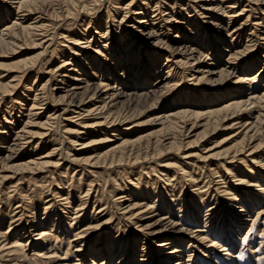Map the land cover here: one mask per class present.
Here are the masks:
<instances>
[{
    "label": "rangeland",
    "instance_id": "374dc122",
    "mask_svg": "<svg viewBox=\"0 0 264 264\" xmlns=\"http://www.w3.org/2000/svg\"><path fill=\"white\" fill-rule=\"evenodd\" d=\"M97 1L98 0L82 1L81 5L83 6L86 4L83 7L84 10L87 9L88 11L87 12L88 14H86L84 13L85 11L83 9L81 10L82 7H80L79 10H77L76 12L79 13L80 15L83 14L82 17L79 15L77 16L76 12L75 14L65 16V13H63V9H62L63 7L59 5L57 1L56 2L55 0L51 1L50 2L51 7L50 4L49 6H46L44 12L42 11V14L40 16L41 20L39 23L43 21L42 22L43 27L41 28L42 31L38 29L30 30L31 32H28L29 34L26 36L25 35L22 36V34L18 32L15 35V37L12 38V39L15 38L14 39L15 42L9 43L8 41L9 38H4L5 40L0 44V84L1 83L5 84V82L7 83L15 82V86L12 90L3 93L0 90V126H1L0 131L4 132L3 134L0 133V167L2 166L3 163L6 162L8 167L7 168L5 166L6 169L5 167H3V169L0 168V207H1L0 234H3L4 236V237L0 236V241H1L0 245L8 243L3 248H7V249L11 248L12 251V252L4 251L5 253L0 252V264H13V263L14 264H64L65 262L67 264H94V263L99 264L98 261L86 262L84 258L82 259L81 257H76L78 250H76L77 248H75V243L81 244L80 240L87 241V243L89 242L90 244L92 242L93 246H95V244L98 243L97 240L99 239H103L101 243H106V240H108L109 242L116 240L117 243L120 244L121 246L124 244L123 250H125L126 246L129 245L128 243L134 239L135 243H133V246H131L132 248L128 247L129 249L127 252L128 256H131V253L134 251V249L140 250V248L142 247L141 238L146 239L148 238V236L145 235L144 232L140 231L141 230L140 227L138 228L139 225L142 226L144 224V222H141L142 221L141 219H139L138 217H134V218L129 217L130 215L128 214L125 215V217H122V212H126V209L118 211L117 202L118 200L120 201L122 199L121 197H124L125 200L128 199L127 200L128 203L131 204L135 203L136 205L141 206V208H139L141 211L144 210L146 207L148 208V211L151 212V214H154L156 216L167 217L171 221L174 220L175 222L177 221L179 223L188 224V222H193V216H192L193 212L192 210L190 211V209L192 208L191 204L192 205L199 204L197 206L200 209L201 216L202 215L208 216L210 213H212L211 211L214 208H217L221 203H223L224 205L225 203L223 201L227 200V197L230 196L231 193L237 192L246 187V185L243 182L237 181V179L239 178H243L246 180L249 179L257 180L256 184L254 182L255 185L251 183L254 185L252 186L253 188L246 187L247 191L249 189L257 190L258 185H260L261 188L264 187V176L261 175L262 177L261 176L259 177L258 175L261 169L260 166L261 164L257 161V158L260 156L259 155L260 151L255 153V155L253 156L256 159L255 160L256 163L254 162V164L251 165V163L248 162L249 163L248 168L250 169V172L248 171L249 169L244 170V168L241 166H235L238 164L237 162L231 163L232 165H230V163H222L224 157L223 153H225L226 151L224 149L230 148L231 144H233L236 141L231 138L235 130L234 129L230 130L227 128L224 129L223 126L219 127L214 132H210L208 135H206L204 141H201L199 139L198 141L191 143V145L186 146V141L194 140V137L198 136V134H201V131L203 130L201 127H197L193 129L189 133L188 137L184 139L185 145L183 146V149L180 152H175V150H171L168 153H164L158 156L153 154L152 152L153 150H151L152 149L151 147L147 146L146 148L145 142H142L144 144L141 143L143 146L139 144V151H143L144 148H146L147 151H145L141 155V159L139 158L140 159L139 161L137 160L134 163L129 162L126 159L120 160L121 163H119L118 154H117L113 157L111 156L110 158L109 157L106 159L103 158V160L100 159L98 163L92 165L91 167L88 166L85 162L84 163L77 162L75 164H72L71 160L74 154H77L76 158L93 157L95 155L100 154L105 148H107L105 145L108 144L111 145L112 143L114 144L115 140L118 138H122V137L126 138L127 136V138L134 139L136 137L145 136L147 135V133L151 132L154 129V126H156V124L154 123H150V122L147 123V119L152 118L153 116H150L148 113L145 114L142 112V106H143L142 101L140 102L138 101L140 105H138L136 109H135L136 102L131 101L130 107L132 109L130 111H133V117L132 119L129 120V122L136 121V122H143V124L136 126L134 130L132 129L130 130V132L127 133L121 132L120 134L119 132H116V129L121 128L122 130L126 126H130L131 124H128L129 123L128 121H126L127 123L124 122L125 124L123 125H121L123 122L122 123L114 122L112 123L113 125L105 124L107 127L105 125L95 126V123L101 121L100 116H103V114L102 115L99 114L98 116L93 115L94 117L90 115L91 117L88 116L83 119L76 120V118L78 117H75V114L72 115L68 113L66 114L63 113L62 110H64V105H66L65 100L63 102L60 101L59 102L60 104L58 103L55 104L53 99L58 98L63 100L62 98H60L61 95L64 93L62 92L63 90L69 89L70 87L73 88L75 86L73 84L77 82L75 81L76 79H78L77 75L79 74L81 75L82 73L81 76L82 78L79 79H85L87 76L89 77L92 76L94 74V71H99V68L96 67L98 64L97 62H99L97 59L98 56L99 58H102L103 56H100V54L96 55L94 51L96 42L97 45L99 44L103 46L104 44V45H109V47L111 46L112 47L111 55H113V53L115 54V52L121 53L122 51L125 50V47L127 48V51H131L133 47V51L137 56L139 54V51L141 50L143 53L142 58L143 60L146 61L147 59L144 52L150 50H154V51L157 50L153 46V44H151L153 43V40L147 39L146 36L144 35L146 32L148 31L150 32L151 30L153 32L154 30V33L156 35L161 32L160 34H158L157 37L159 38L163 37L162 40L163 41L167 40L169 46L174 49V48H178L180 45L179 43L175 42L177 40H182L184 42L185 39H190V41L193 40L194 42L193 44H195L196 41L194 38L196 35L191 28L198 26L200 24L199 28L201 29V27H203L204 29L202 30L203 31L205 30L203 33H209L210 35H212L211 38L213 36H217L219 38L220 44L219 46H217L218 49L215 50L213 47L209 48L208 45L209 43H208L206 44L207 46L206 53L210 52L211 54H214L217 52L218 54L222 52L219 55V58L217 56L218 58L217 60H220L221 63L223 64L227 59V57L229 56L228 55L229 52L231 51L228 48V46L231 45V47L235 48L233 52H237V51L241 52L243 50L242 47H246V45L249 46V48L245 49L243 55L242 52L241 54L237 53V55H233L237 61L236 60L231 61L232 64L229 63L228 66L233 65V67H236L237 70H240V68L242 69V67L246 68L249 66L248 65L249 60L247 58L255 55L256 58L258 59L257 60L258 62L254 66V69H257L256 71L259 70L260 72L256 74L257 76L261 74V76L259 77L260 79L258 81L259 85L257 82L255 83V81L252 79V76H250L251 74H253L255 70H253L252 73L248 71L249 73L247 72L246 74L249 75L246 77L251 78L250 85L254 84V86L252 89L246 90V94L250 92L251 93L256 92L260 94L263 91L262 89H264V67L262 68L261 66L262 63L264 64V62L261 60V56L264 55V40H263L264 11H262V9H264V5H258L257 7H259L260 10L255 11L256 13L253 10V12L250 13L247 7L248 5L244 6V4H247V2L243 0H237L239 2L238 4H235L236 12L234 15V19L230 20L231 22L230 21L228 22V17H227L228 15L223 16L224 14L223 15L220 14L219 15L220 19L217 17L211 18L210 13H205L200 15L199 13L202 10L199 9L197 15V12L194 10L196 12L197 21L200 19L199 22L201 23H197L192 26L186 24L181 27L182 32H177V27L175 24L167 26L169 27L168 30H165L166 28H164L163 25H161V27L160 25H156L155 28L151 30H149L148 28H141L140 35H135V37H133L134 35L131 34L132 37L127 38V41L123 42L125 41L124 36L127 35L125 34L124 29H126V27L128 29V25H130L133 22L132 21L127 25L125 24L126 20L135 19L134 15L132 14L134 13L133 9L136 7L137 4H139L137 3L138 0H133V2L130 3L131 5H128L129 0H99L98 2ZM231 1L234 0H226V1L223 0V2H227V3H231ZM14 2H15L14 0H0V17L3 15V13L7 14L6 15L7 20H5L6 22L4 21L3 23H0V30L7 24V22L10 25L13 21L16 22H19L18 20L21 21L22 14L27 13V11L22 10L23 8L21 9V7L20 9L19 8L15 9V4L13 5ZM193 5L194 4L190 1L189 4L186 6L187 8L185 12H180V13L186 15L187 10L193 12V8H192ZM225 5L227 4L225 3ZM151 6L153 5L151 4ZM169 6L168 3L167 6L165 5L161 6L163 8H160V11L163 12V14L169 12L170 11ZM107 7H110L111 11L112 9H114L113 7H117L116 9L119 12L115 14L112 11L110 14L107 15L106 14ZM254 7L256 6L253 5V8ZM5 9L6 11H4ZM178 11L179 8L177 6L172 11L173 15L174 13L175 14L179 13ZM238 11L240 14L237 13ZM96 14L101 17V20H99V23L101 25L95 23L94 19L95 16H97ZM167 16H171V14L169 13ZM201 16H203V18ZM247 16L249 17L247 18ZM30 17L33 19L36 17V15L35 14L32 15L31 13L29 18ZM82 20L85 21L82 22ZM119 20L120 21L122 20L121 24L123 26V30H121L120 34L117 33L118 32L117 22ZM169 21H173V20H169ZM227 23H229L230 26L227 28L228 31L226 30ZM24 24H27V22ZM170 24H172V22ZM243 27H247V28H243ZM104 28L107 29L106 30L107 32H103L105 31ZM94 31H98V33L100 34L98 35L93 34ZM228 32H230L231 34L237 32L239 34L234 33L232 37H229L228 35L231 36V34ZM203 33L199 34L201 37H197L198 40L197 44L204 40L202 35ZM20 35L23 38H21ZM182 37L185 38L183 39ZM116 39H119V42H121V44L125 43L123 44L125 45V47L123 46L122 48V45L121 47L118 46L116 47V44H120L119 42L115 41ZM129 39L131 40L129 41ZM37 42L38 43L41 42L40 48L37 47V45L35 44ZM86 42L87 43L89 42L90 45L94 44L93 46H91L92 49H90V51H88V47H86L87 45ZM202 43L203 45H205V41ZM238 43L240 44V46ZM101 54H103L104 56L106 55V53L103 52ZM36 55L38 56L35 62L36 63L35 66L32 64L31 67L30 65H27V68L28 67L29 68L21 72L12 71L15 69L14 68L15 65L19 63L18 62L19 60L23 61L26 58L35 57ZM83 55L88 56L86 59L88 61V62L86 61L87 67L85 68H83L81 62L82 60L81 57H84ZM161 55H162L161 56L162 59L159 60L158 65H156L155 67L160 69L158 73V77L164 79L166 72L168 71V66L165 65L164 59L166 57H168L169 60L172 58L168 56L166 51H161ZM108 56L109 54L107 55V57ZM62 60L65 62L67 61L66 62L67 64L64 65L66 70L67 69L75 70L74 72H72V74L70 72L68 73L69 76L68 78L67 77L64 78L65 80L63 81V84L60 83L59 80H61L62 74L64 72H61V69H57V67L61 64V62L62 64L64 63ZM209 62L215 64L216 61L215 59H213L210 60ZM104 65L103 67L105 69L106 67L108 68L107 64ZM173 66H174V71L170 74V76L176 75V72L180 70L178 67H176V65ZM82 68L83 71L80 72L79 69ZM104 68L102 70H104ZM49 69H52V72L49 71ZM260 69L262 70L260 71ZM152 71H155L154 68L152 69ZM122 72H123L122 69L115 70V74L117 73L119 74V76L122 75ZM83 74L84 75L87 74V75L84 76ZM138 74H140L139 71ZM101 77L102 76H100V78ZM122 77L123 78L125 77L126 80L124 81V79L121 78L122 80L120 81L121 84L120 82L118 83L117 80H115L112 81L114 83H112L111 85L112 86L115 85L116 88L118 89L122 88V84L124 85V82H127V86L128 85L136 86L138 89L139 87L146 86L145 84L142 83V80L136 82V80L134 81V79H132V76L130 75L128 76L129 78L128 77L126 78V75L124 76V74L122 75ZM185 80L186 77L184 76L177 77V79L175 78L171 82V85L167 83L165 87L164 85L163 86L157 85L156 87L158 88L145 87V90L142 91L140 90V92L136 94L137 95L145 94V92L148 93L149 91H153L148 95L149 96L148 102L149 103L152 101L155 102L154 105L155 108L153 111L155 113L158 110L159 111L169 110L166 104L171 101H173L174 103L173 107H178L185 103L195 102V99H197L196 97L198 98L200 97L199 92L202 93L207 92L209 94H212L213 90H215L216 88L218 89L220 88L217 86L218 85L217 83H212L210 85L209 82L203 85L199 84L195 86L196 91L191 92L189 94L190 100L188 102H184V98L179 95L180 94L179 87L183 86L185 82H188ZM96 81L97 80L88 81L87 79L86 82L90 84L92 82L95 83ZM151 82H153V80H151ZM39 83L44 84V86L47 87L45 88V90H43L42 92L43 94H40L38 96L39 98L36 97L35 99V107L37 109L35 112L36 114L32 116L33 118L30 117L32 123L26 126V130H24L26 132L22 133L23 136H21V138H17L15 137V135L19 134L20 129L23 127L24 120L26 119L23 117L24 113H26L25 109L27 108V106H29L32 103L28 99H27L28 102L21 101V98L23 96L19 98L21 93L23 94L25 93V91L22 90V87L32 86V88H34L35 85L37 84L39 85V87L42 86ZM176 83H178L180 86L178 88L175 87V89L172 90V87H174ZM152 86H154V84ZM124 89L125 91H128L126 90V88ZM15 93H17L18 96ZM17 97L20 100H18ZM64 99L67 98L64 97ZM122 100L123 97H121L119 100H116L117 101V102L115 101L116 104L110 109H112L113 111L120 110ZM20 103L21 104L24 103V105L22 104L21 106ZM46 105H48V107H46V111H43V108ZM257 105H259V107ZM255 106H256L254 107L255 110L258 109L257 111L260 110V112H262L264 108V101L263 102L260 101L259 103L255 104ZM52 107H53V111H55L56 116L58 115V118L46 121L47 114L52 113V110L48 108H52ZM19 109H21L20 113L23 112L22 116H20L21 114L18 113ZM7 112H10V114ZM37 112H39V114ZM105 112L106 110H104V113ZM120 119H121L120 117L117 118V120ZM45 121L47 122L45 126L40 125V123L42 124ZM229 123L227 122V124ZM86 125H90V127L89 128L85 127ZM109 126L110 128H108ZM112 127L114 131H111ZM105 137H108L113 141L108 142L106 144L101 143L103 142L101 140H103ZM81 143L85 147H81L82 146ZM201 145H205V148L210 147L209 153H214V152H220V153L215 158H212V156H208L205 159L199 158L197 155L201 153L199 151V149L201 150L202 147ZM208 148L205 150H208ZM34 157L36 159H39L40 161H46L45 165L43 166L44 168L38 170L33 169L31 171L30 169L28 170V169L20 168L22 163ZM227 157L228 156H226L225 158L226 160ZM187 161L188 163H190V165L185 164ZM57 162H59L58 163L59 165L56 164ZM216 162H220V163H216ZM67 164L69 168H65L61 170V172L59 169H57L60 168V166L62 168V166H65ZM168 164L170 165L173 164V165L170 166ZM55 165L57 167H55ZM212 167L215 168L213 171L210 170L212 169ZM228 170L232 171V173H228L229 175L227 174ZM159 171L160 174H158ZM188 174L190 176H188ZM146 176L149 177L147 178ZM176 176L178 179H175ZM215 181L216 182L220 181V184L217 185ZM246 190L244 191L246 192ZM137 191L140 192V194ZM238 194L239 195L241 194L240 196L244 198L246 196L245 193L243 194L244 196L242 195V193H238ZM240 196L238 197L241 198ZM64 199L68 200L67 204L65 203L63 204V202L66 201ZM140 199H142V201ZM215 200L217 201V204L215 203L216 202ZM180 204L182 205L184 204V205L180 208L179 206ZM126 205L127 202H125V204H122L121 208L125 207ZM77 207H79L78 208L79 210L81 208L79 212L75 210ZM178 208H180L181 210L179 214L178 212H176ZM68 209L71 210V212H73L71 214L72 216L70 214L66 215L68 219H64L63 214H65L66 210ZM258 211L261 212L257 214L253 213L251 217L248 218L249 219L248 221L243 222V225L239 230V233H237V239H235V241L233 242V249L229 250L230 253H233L231 255L235 257L234 258L235 261L233 258L230 259L229 257V259L231 261L233 260L232 262H235V264H264V203H262L261 208L258 209ZM29 216H33L34 219H37V223H40L41 228L45 230L43 231V233L46 232L44 233L45 235L43 236L44 237L47 236L46 237L47 239L43 237L44 240L40 237L37 239L39 242V247H35L34 252L29 251L30 247H32L33 244L29 242L27 243V239H26L27 232L26 229L23 227L25 226L27 228L31 224L32 221H30ZM8 225H11V227L9 228ZM91 226H99V227H97L94 230H91L92 234L83 233V232H88L87 228ZM194 228L204 230L202 227H198V226L197 227L195 226ZM253 234L255 236L254 238H252ZM216 241L217 243H219L218 240ZM207 242L208 240L203 242V244L205 243L204 245H206ZM10 244H12L13 246L9 247ZM152 244L153 243L151 242V244H148L149 247L146 246L144 247L145 249L143 254L144 255L143 260H145L144 264H152V263L154 264L153 259H155V257L157 256L156 255L157 253H160L159 251L155 252L156 250ZM21 246L23 247L21 248ZM201 247L202 246H197L196 249L195 248L193 249L192 251L193 255L191 257L192 258L191 260L194 261L195 258L198 257V255L200 254L199 250L201 249L205 250L203 249V247L202 248ZM251 247L253 248V250H256L255 256L253 257L251 256L249 251V249H252ZM205 254L208 255L206 251ZM186 256L187 255L182 256V258L184 257L183 259L186 260L187 259ZM138 258L137 261L134 262L135 264L140 262V258L139 259ZM220 258L221 257L216 258V260L219 259L218 260L219 264H227V261H224ZM87 259H90L89 255L87 256ZM205 261L206 262H204L203 264H211L208 263L207 259H205Z\"/></svg>",
    "mask_w": 264,
    "mask_h": 264
},
{
    "label": "bare ground",
    "instance_id": "6f19581e",
    "mask_svg": "<svg viewBox=\"0 0 264 264\" xmlns=\"http://www.w3.org/2000/svg\"><path fill=\"white\" fill-rule=\"evenodd\" d=\"M14 1L15 2L13 3V5L15 4V9L16 8L20 9V7H21V9L23 8L22 10H24V11L26 10L27 13L22 14L21 21L20 20H18L19 22L13 21L10 25L7 22V24L5 26L3 25L4 27L0 30V44H1V42H3L5 40L4 38H9V40H8L9 43L15 42V40H14L15 38L14 39H12V38L15 37V35L18 32H20L22 34V36H24V35L26 36L29 34L28 32H31L30 30H35V29L41 30V28L43 27V24H42L43 21L41 23H39V22L41 20L40 16L42 14V11L44 12L46 6H49V4L51 7L50 2L54 1V0H14ZM56 1L58 2L59 5H61L63 7L62 9H63V13H65V16L75 14V12L77 10H79L80 7H82L81 10L82 9L84 10L83 6L86 5V4L83 6L81 5L83 0H55V2ZM190 1L194 4L192 7L193 12L187 10L186 15L180 13V12H185V10L187 8L186 6L189 4ZM243 1L247 2V4H244V6L248 5L247 7H248L250 13L253 12V10H254V12L259 11L260 9H259V7H257L258 5H264L263 4L264 0H243ZM132 2H133V0H129L128 5H131L130 3H132ZM238 2L239 1H237V0L231 1V3L223 2V0H138L137 3H139V4H137L136 7L133 9L134 13L132 14V15H134L135 19L131 18L132 20H129V19L126 20V18H125V20H126V23L124 22L125 24L128 25L132 21L133 22L130 25H128V29H127V27H126V29H124L125 34H127V35L124 36L125 41H123V42H126L127 38L132 37L131 34L134 35L133 37H135V35H140L141 28H148L149 30H151V29L155 28L156 25H160V27H161V25H163V27L166 28L165 30H168L169 27H167V26L175 24L177 27V32H182L181 27L186 25V24H189V26H192L194 24L201 23V22H199L200 19L197 21V16H196V12L198 15L199 9L202 10L199 13L200 15L205 14V13H210L211 18H216V17L219 18L220 14H222V15L224 14L223 16L228 15L227 17H228V22H229L231 19H234V15L236 12L235 4H238ZM150 3L153 6H151ZM167 3H168V6L170 5L169 6L170 11L163 14V12L160 11V8H163V7H161L163 5L167 6ZM169 3H171V4H169ZM225 3L227 5H225ZM95 4H96V2H95ZM116 4H117V2H116ZM32 5H33V7H32ZM88 5H89V3H88ZM159 5H161V6H159ZM253 5H255L257 8L256 7L253 8ZM177 6L179 8V11H178L179 13H177V14L174 13V15H173L172 11ZM85 8H87V7H85ZM113 8L114 9H112V11L115 14L117 12H119L116 9L117 7H113ZM4 11H6V9ZM84 11H85L84 13L88 14L87 9ZM112 11H111L110 7L106 8V14L107 15L110 14ZM262 11H264V9H262ZM31 13H32V15L35 14L36 17L33 19L31 17L29 18ZM169 13L171 14V16H167ZM237 13H239V11ZM6 15L7 14L3 13V15L0 17V23H3L5 20H7ZM78 15L81 17L83 16V14L80 15L79 13H77V16ZM125 15H126V13H125ZM201 17L203 18V16H201ZM248 17L249 16H247V18ZM57 18H58V16H57ZM170 18H172V19H170ZM66 19H67V17H66ZM94 20H95V23H98L99 25H101L99 23V20H101L100 16H98V15L95 16ZM169 20H173V21H169ZM84 21L85 20H82V22H84ZM119 21L117 22V29H118L117 33L118 34H120L121 30H123V26L121 24L122 20L120 22ZM26 22H27V24H24ZM171 22H172V24H170ZM88 24H89V22H88ZM199 25L191 28L192 31H194V33L196 35L194 38L196 41L195 44H193L194 43L193 40L190 41V39H185L184 42L182 40H177L175 42L179 43L180 45L178 48H174V49L169 46V44L167 43V40H165V41L162 40L163 37L162 38L157 37L158 34H160L161 32L158 33L157 35L154 33V30H153V32H152V30L150 32L149 31L146 32L144 34L146 36V38L149 40H153V43H151V44H153V46L157 50H159V51H157V50L156 51H154V50L145 51L144 54L146 55V59H147L146 61L143 60V58H142L143 53L141 50L139 51V54L137 56L133 51V47H132L131 51H127V48L125 47V45H123L125 43L122 42L123 44H121V42H119V39L115 40L116 42L120 43V44H116V47L117 46L121 47V45H122V48L124 46L125 50L122 51L121 53H119V52H115V54L113 53L114 56L111 55V52H112L111 46L109 47V45H104V44H103V46H101L99 44L97 45V42H96V46L94 47L95 48L94 51H95L96 55L100 54V56H103L102 58H99V56H98V59H97L99 62H97L98 64L96 67L99 68V71H94V74L92 76H90V77L87 76L85 79H79V78H82L81 77L82 73H81V75L79 73L81 71H83V68L87 67L88 61L86 59L88 56L83 55L84 57H81L82 58L81 62H82L83 68L79 69L80 72L78 73L79 75H77L78 79L75 80L77 82H75L74 84L72 83L75 86L73 88L70 87L69 89L62 91L64 93L61 95L60 98H62L63 100L58 99V98L57 99L52 98L53 101L55 102V104H57V103L60 104L59 103L60 101H62V102L64 100L66 101V105H64V110L61 109L63 111V113H65V114L68 113V114H72V115L75 114V117H78V118H76V120L83 119V118L88 117L90 115L98 116L99 114H101V115L103 114V116H100L101 121L95 123V126L96 125H105V124L113 125L112 123H114V122H116V123L117 122H119V123L123 122L121 124V125H123V124L127 123L126 121L129 122V120L132 119V117H133V111H130L132 109L130 107L131 101L136 102L135 109L138 105H140L139 102L142 101V103H143L142 112L145 114L148 113L150 116H153L152 118L147 119V123L148 122L154 123V124H156V126H154V129L151 132L147 133V135H145V136L136 137L134 139L127 138V136H126V138H123V137L118 138L115 140L114 144L112 143L111 145L110 144L105 145L107 148H105L100 154L95 155L93 157L76 158L77 154H74L72 157V160H71L72 164H75L77 162H80V163L85 162L88 166L91 167L92 165H95L96 163H98L100 159L103 160V158H105V159L108 157L110 158L111 156L113 157L117 154H118L119 163H121L120 160H124V159H126L129 162L134 163L135 161H137V160L139 161L141 159V155L145 151H147L146 150L147 146L151 147L152 148L151 150H153L152 151L153 154L158 155V156L162 155L164 153H168L171 150H175V152H180L183 149V146L185 145L184 139L186 137H188L189 133L193 129H195L197 127H201L203 130L202 131L200 130L201 134L197 133L198 136L194 137V140L186 141V146L191 145V143L196 142L199 139L201 141H204L206 135H208L210 132H214L216 129L223 126L224 129L227 128L230 130L231 129L235 130V132L233 133L231 138L236 140V141L233 144H231L230 148L224 149L226 151H225V153H223L224 157H223L222 163H230V165H232L231 163L237 162L238 164L235 166H241L244 168V170H247V169H249L248 168L249 167L248 162H250L251 165L254 164L256 159L253 156L255 155V153L260 151L259 152L260 156L257 158V161L261 164L260 165L261 169L259 171V174L258 173L257 174L259 175V177L261 175L264 176V108H263L262 112H260V110L257 111L258 109L255 110V108H254V107H256L255 104L259 103L260 101H262V102L264 101V89H262L263 91L260 94L256 93V92H254V93L250 92V93L246 94V90L252 89L254 86V84L250 85V79L251 78H247L246 76H248L249 74H246V73L248 71L252 73L253 70H255L253 72V74H251L250 76H252V79L255 81V83L256 82L258 83V81L260 79L259 77L261 76V74H259V76L256 75L257 73H260L259 70L256 71L257 69H254V66L258 62L257 61L258 59L256 58L255 55L250 56L249 58L246 57L249 60V63H248L249 66L246 68L242 67V69L240 68V70H237V68L233 67V65L228 66L229 63L232 64L231 61L236 60V58H234L233 55H237V53L241 54V52L243 55L244 54L243 52H245V49L249 48V46L246 45V47H242L243 50L241 52L240 51L239 52L238 51L233 52V50L235 48L231 47V45H230V46H228V48L231 50V51L229 50L230 51L228 54L229 56L225 60L224 64L221 63L220 60H217L219 58V55L222 53L221 51H220L221 53H218V54H217V52L214 54H211L210 52L206 53L207 52L206 51L207 50L206 44H208V43H209L208 44L209 48L213 47L215 50L218 49L217 46H219V44H220L219 38L217 36H213L211 38L212 35H210L209 33H203L205 30L204 31L202 30V29H204L203 27H201V29H200ZM86 26H87V24H86ZM105 27H107V26H105ZM228 27H230L229 23H227V25H226V30ZM243 28H247V27H243ZM106 30L107 29H105V31H103V32H107ZM79 33H80V31H79ZM200 33H203L202 35H203L204 40L202 42L205 41V45H203L202 42L197 44V42H198L197 37H201L199 35ZM228 33H230V32H228ZM234 33L233 34L230 33L231 36L230 35H228V36L232 37V35H234ZM93 34L98 35L100 33H98V31H94ZM237 34H239V33H237ZM102 35H103V33H102ZM22 36H21V38H23ZM95 37H96V35H95ZM45 38H47V37H45ZM131 39H129V41ZM40 40H38V41H40ZM107 41H108V39H107ZM37 43H35V44L37 45V47L40 48L41 42H39L38 44ZM238 44H237V46H238ZM93 45H90L89 42L87 43L86 47H88V51H90V49H92L91 46H93ZM239 46H240V44H239ZM237 49H238V47H237ZM161 51H166L168 56L172 58L170 60L168 59V57H166L164 59L165 65L168 66V71L166 72L164 79L163 78L161 79L158 77V73H159L160 69L155 67L156 65H158L159 60L162 59L161 58V56H162ZM71 52H73V51H71ZM102 52L106 53V55L104 56L103 54H101ZM108 54H109V56L107 57ZM116 54H118V55H116ZM38 55H36L35 57L26 58L23 61L19 60L18 61L19 63L17 65H15V67H14L15 69L12 71H15V72L20 71L21 72V71L29 68V67L27 68V65H30V67L32 65L35 66V64H36L35 62H36ZM54 56H56V55H54ZM80 56H82V55H80ZM110 56H112V57H110ZM217 56H218V58H217ZM213 59H215V61H216L215 64L212 62H209L210 60H213ZM261 60L264 62V55L261 56ZM37 62H38V60H37ZM63 62H64L63 64L61 62V64L57 67V69H61V72H64L62 74L61 80H59L60 83H62V84H63V81L65 80L64 78H66V77L68 78V76H69L68 73L70 72L72 74V72L75 71V70H69V69L66 70L64 65L67 64L66 63L67 61L66 62L63 61ZM104 64H107L108 68L106 67V69H105L103 67ZM173 65H176V67H178L180 70L176 72V75L170 76V74L174 71ZM220 66H222V67H220ZM261 66L263 68L264 64L262 63ZM74 67H76V66H74ZM102 67L104 68V70H102L103 69ZM153 68L155 71H152ZM116 69H119V70L122 69L123 70L122 75L123 74H124V76L126 75V78L130 75V76H132V79H134V81L136 80V82H139L140 80H142V83L145 84L146 85L145 87H147V88H155L157 85H159V86L164 85V87H165V85H167V83H169L171 85V82L175 78L177 79V77L184 76V77H186L185 81H188V82H185V84L183 86H180L178 83H176L174 85V87H172V90L175 89V87L176 88H178L179 86L181 87V88L179 87V91H180L179 95L184 98V102H188L190 100L189 94L191 92L196 91L195 86H197L199 84L203 85V84H206L209 82V85H210L212 83H217L218 84L217 86L220 88L219 89L216 88L215 90H213L212 94H209L207 92H203V93L199 92L200 97L199 98L196 97L197 99H195V102L185 103V104H182L178 107H173L174 103H173V101L170 100L171 102L166 104L167 108H169V110H162V111L158 110L154 113L153 111L155 108L154 107L155 102L154 101H152L150 103L148 102V100H149L148 95L153 91H149L148 93L145 92V94H138L137 95L136 93H139L140 90L141 91L145 90V87H139V89H138L136 86H132V85L127 86V82H124L126 80L125 77L123 78L122 75L119 76V74H117V73L115 74ZM261 70L262 69H260V71ZM49 71L52 72V69H49ZM138 71L140 72V74H138ZM85 75H87V74H85ZM100 76H102V77L100 78ZM121 78L124 79V81H123L124 85L122 84V88L118 89V88H116L115 85L114 86L111 85L112 83H114L112 81L117 80L118 83L120 81H122ZM87 79H88V81H93V80H97V81L95 83L92 82L89 84L86 82ZM151 80H153V82H151ZM183 80H184V78H183ZM39 84L42 86L39 87V85L37 84V85H35L34 88H32V86L31 87H29V86L22 87V90H24L25 93L24 94L21 93L19 98L21 96H23L21 98V101L28 102L27 101V99H28L32 103L29 106H27V108L25 109L26 113H24V115H23V112L20 113L21 109H19L18 113L21 114L20 116L23 115V117L26 119L24 120L23 127L20 129L19 134L15 135V137H17V138H21V136H23L22 133L26 132V131H24V130H26V126H28L32 123V120L30 117H32L33 115L36 114L35 112L37 109L35 107V99H36V97L39 98L38 96L40 94H43L42 93L43 90H45V88L47 87V86L45 87L44 84H41V83H39ZM120 84H121V82H120ZM153 84H154V86H152ZM258 85H259V83H258ZM14 86H15V82L14 83L5 82V84L1 83L0 84V90L3 93V92L12 90L14 88ZM124 88H126V90H128V91H125ZM156 88H158V87H156ZM15 94L17 95V93H15ZM51 97H54V96H51ZM64 97L67 99H64ZM85 97H86V99H85ZM121 97H123V100L121 101L120 110L113 111L112 109H110L116 104V102H117L116 100H119ZM14 98H16V97H14ZM19 98L17 97L18 100H20ZM43 98H45V97H43ZM17 99H16V101H17ZM44 100H43V102H44ZM18 103H19V101H18ZM22 104L24 105V103H22ZM22 104H21V106H22ZM178 104H180V103H178ZM44 105H45V103H44ZM48 105L44 106L43 111H46V107H48ZM25 106H26V104H25ZM257 106L259 107V105H257ZM40 109H42V108H40ZM48 109H51L52 113L47 114V117H46L47 120L45 119L46 121L58 118V115L56 116L55 111H53V107L48 108ZM203 109H204V111H203ZM104 110H106L105 113H104ZM47 111H49V110H47ZM7 113L10 114V112H7ZM37 113L39 114V112H37ZM118 117H120L121 119L117 120ZM96 120H97V118H96ZM46 121L42 124L40 123V125L45 126L47 124ZM92 121H94V120H92ZM227 122L228 123L230 122V123L227 124ZM128 124H131V125L126 126L122 130H121V128H118V129H116V132H119V134L121 132H125V133L130 132V130H132V129L134 130V128L136 126L142 125L143 122L132 121V122H129ZM85 127L89 128L90 125H86ZM156 127H158V128H156ZM4 128H6V127H4ZM108 128H110V126ZM111 131H114L113 127H112ZM0 133L3 134L4 132L0 131ZM6 133H7V131H6ZM101 141H103L101 143L106 144V143L111 142L113 140L109 139L108 137H105ZM142 142H145L146 148H144L143 151H139V144H141ZM142 144H144V143H142ZM201 146L203 147V148L201 147V150L199 149V151L201 153L197 155L199 158L205 159L208 156H212V158H215L220 153V152L209 153L210 147L209 148L207 147L208 150H205V149H207V148H205V145H201ZM81 147H85V146L82 144ZM229 149H232V150H229ZM262 150H263V152H262ZM211 151H213V150H211ZM226 156H228L227 160H229V161H227L225 159ZM144 157H145V155H144ZM149 159H150V157H149ZM45 163H46V161H40L39 159H36L34 157V158H31L28 161H25L24 163H22L20 168L28 169V170L30 169V171L33 169L38 170V169L44 168L43 166L45 165ZM58 163L59 162H57L56 164L59 165ZM167 163H165V164H167ZM216 163H220V162H216ZM185 164L190 165V163H188V161ZM168 165H170V164H168ZM171 165H173V164H171ZM5 166L7 167V162L3 163L0 168L3 169V167H5ZM6 167H5V169H6ZM55 167H57V166L55 165ZM258 167H259V165H258ZM65 168H69L68 164L65 166H62V168L60 166V168H57V169H59L61 172V170L65 169ZM73 168H74V166H73ZM208 168H209V165H208ZM214 169L215 168L212 167V169H210V170L213 171ZM177 170H178V168H177ZM248 171L250 172V169ZM135 173H136V171H135ZM185 173H188V172H185ZM228 173H232V171L228 170L227 174ZM127 174H128V172H127ZM158 174H160V171ZM227 174H226V176H227ZM250 174H252V173H250ZM154 176H156V175H154ZM188 176H190V175L188 174ZM239 176H240V174H239ZM181 177H182V175H181ZM175 179H178L177 176ZM241 179H243V178H239V179H237V181L243 182L247 188L252 187L257 183V180H255V179H249V180H246V179L241 180ZM128 180H130V179H128ZM217 180H219V179H217ZM254 182H255V184H254ZM251 183H253L254 185ZM195 184H196V182H195ZM216 184L219 185L220 181H217ZM258 184H259V182H258ZM261 184H263V183H261ZM246 187L243 188L242 190L237 191V192H233L234 194L231 193V195L227 197V200L223 201L225 204L223 205V203H221L219 206L217 205L218 207L214 208L211 211L212 213H210L208 216H205V215H202L203 217L201 216L200 209L197 206L199 204H197V205L191 204L192 208L190 209V211L192 210L193 214L191 212L190 213L193 216V222H188V224L187 223H184V224L179 223L177 221L175 222L174 220H173L174 221L173 222L170 219H168L167 217L156 216L154 214H151V212L148 211V208H146V207L144 210L141 211L139 209V208H141V206H138L135 203L134 204L128 203V201H127L128 199L125 200L124 197H121L122 199L120 201L118 200V202H117L118 211L126 209V212H122V217H125V215L128 214V215H130L129 217H133V218L138 217L139 219L142 220L141 222H144V224L142 226L139 225L138 228L140 227V229H141L140 231L144 232L145 235L148 236V238H146V239L141 238L142 239V241H141L142 247L140 248V250L134 249V251L131 253V256H128V253H127L128 249H129L128 247L132 248L131 246H133V243H135L134 239L132 241L129 240L130 242L128 243L129 244L128 246L125 245L126 251L123 250L124 244L121 246L120 244L117 243L116 240H114L112 242H109L108 240H106V243H101V241L103 239H99V240H97L98 243H96L95 246H93L92 242L90 244L89 242L87 243V241L80 240L81 244L75 243V248H77L76 250H78V251H77V254L76 253H74V254H76V257H81L82 259L84 258V260H86V262L87 261H89V262L98 261L99 264H122V263L123 264H131V263L135 264L134 262L137 261L138 257L140 258V262H138L137 264H144V262H145V260H143V256H144L143 254H144V250H145L144 247L145 246L149 247L148 244H151V242H152L153 243L152 245L154 246V248L156 250V251L155 250L154 251L160 252V253H157L156 254L157 256L155 257V259H153L154 264H203L204 262H206L205 259H207L208 263L219 264L218 263L219 259L216 260L217 257H221L220 259L227 261V264H235V262H232L233 260L232 261L230 260L231 258L234 259L235 257L231 255L233 253H230L229 250L233 249V242L235 241V239H237V233H239V230L241 229L243 222L248 221L249 220L248 218H250L253 213L257 214V213L261 212V211H258V209H260L262 203H264V187L261 188L260 185H258L257 190L249 189L248 191L246 190ZM244 190H246V192ZM138 193L140 194V192H138ZM238 193H242V195L245 193V195H246L245 198L241 197L240 196L241 194L239 195ZM171 196H173V195H171ZM238 196H240L241 198H239ZM142 199H140V200L142 201ZM64 200H66V199H64ZM129 201H130V199H129ZM125 202H127V205L125 207L121 208L122 204H125ZM64 203L67 204L68 200L63 202V204ZM215 203L217 204V201ZM9 205H10V203H9ZM60 205H62V204H60ZM183 205L180 204L179 205L180 208ZM78 208L79 207H77L75 209V210H77V212H79L81 210V208H80V210ZM180 208H178L176 210V212H178V214L181 212ZM57 209H59V208H57ZM72 213L73 212H71V210H69V209L66 210L65 214H63L64 219H68V217L66 215H69V214L71 215ZM29 217H30V221H32L31 224L27 228L25 226H23V227L26 229V232H27V238H26L27 243L29 242V243L33 244V246L30 247L29 251L34 252L35 247H39V242L37 239L39 237L43 239V237H44L43 235H45L44 233H46V232L43 233V231H45V230H43V228H41L40 223H37V219H34L33 216H29ZM129 217H127V218H129ZM57 218H59V217H57ZM178 220H179V218H178ZM192 224H194V225H192ZM195 226L196 227L197 226L202 227L204 230L194 228ZM8 227L10 228L11 225H8ZM97 227H99V226L88 227L87 228L88 232H83V233L92 234L91 230H94ZM21 230H23V229H21ZM21 233H23V232H21ZM47 233H49V232H47ZM254 234L252 235V238L255 237ZM0 236L4 237L3 234H0ZM46 237H44V238L47 239ZM55 237H57V236H55ZM207 240H208L207 244L204 245L205 243L203 244V242H205ZM216 240H218L219 243H217ZM15 242H17V241H15ZM27 243H26V245H27ZM7 244L8 243L0 245V252L5 253L4 251H11V248L10 249L3 248ZM222 244H224V245H222ZM12 246L13 245L10 244L9 247H12ZM197 246H202L203 249H205V250H202V249L199 250L200 254L193 261V260H191L192 259L191 257L193 255L192 251L194 248L196 249ZM22 247L23 246H21V248ZM130 250H132V249H130ZM119 251H120V253H119ZM205 251L208 253V255L205 254ZM249 251H250V254L252 257L255 256L256 250H253V248H252V249H249ZM5 255H7V254H5ZM88 255L90 256V259H87ZM185 255H187L186 260L183 259L184 257L182 258V256H185ZM41 256H43V255H41ZM229 257H230V259H229ZM147 258H148V256H147ZM234 261H235V259H234ZM11 263H12V261H11ZM77 263H78V261H77ZM64 264H67V263L65 262Z\"/></svg>",
    "mask_w": 264,
    "mask_h": 264
}]
</instances>
